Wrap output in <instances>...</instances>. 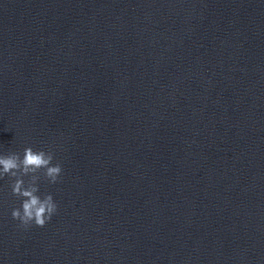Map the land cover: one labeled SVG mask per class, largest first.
Masks as SVG:
<instances>
[{"label": "water", "instance_id": "95a60500", "mask_svg": "<svg viewBox=\"0 0 264 264\" xmlns=\"http://www.w3.org/2000/svg\"><path fill=\"white\" fill-rule=\"evenodd\" d=\"M0 146L62 166L0 264H264V0H0Z\"/></svg>", "mask_w": 264, "mask_h": 264}, {"label": "clouds", "instance_id": "9594fccd", "mask_svg": "<svg viewBox=\"0 0 264 264\" xmlns=\"http://www.w3.org/2000/svg\"><path fill=\"white\" fill-rule=\"evenodd\" d=\"M62 166L45 148L26 146L22 152L6 151L0 146V180L7 177L10 193L19 202L10 211L18 227H43L57 212L50 192L41 191V181L59 182Z\"/></svg>", "mask_w": 264, "mask_h": 264}]
</instances>
